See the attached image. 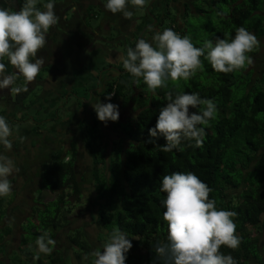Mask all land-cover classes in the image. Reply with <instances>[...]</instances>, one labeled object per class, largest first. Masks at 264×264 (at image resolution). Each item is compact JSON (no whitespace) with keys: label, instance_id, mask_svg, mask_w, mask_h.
I'll use <instances>...</instances> for the list:
<instances>
[{"label":"trees","instance_id":"obj_1","mask_svg":"<svg viewBox=\"0 0 264 264\" xmlns=\"http://www.w3.org/2000/svg\"><path fill=\"white\" fill-rule=\"evenodd\" d=\"M263 2L207 0L208 8L198 7L195 16H204L203 26L168 28L188 35L197 47L205 40L214 43L216 38L230 39L241 26L258 39L264 36V17L258 14L264 11ZM21 5L22 0H0V7L10 10H18ZM96 10H103L104 15L93 25V20H99ZM54 12L57 24L50 27L46 43L36 56L43 59L40 70L48 72V82L56 88L71 84L73 72L81 66V58L93 53L97 41L95 31L114 34V40L106 37L103 43L97 41L100 51L110 48L114 41L115 46L118 34L113 28L108 31L104 26L108 19L102 0H55ZM113 15L109 13L108 18ZM124 44L121 43L126 55V50L134 43ZM52 48H57L59 54ZM256 51L257 46L248 55ZM101 54L105 53L101 51ZM2 62L6 64V73L13 71L6 60ZM201 62L202 67L189 79L169 81L154 92H150L140 78L131 77L121 64L115 67L117 71L113 76H105L100 95L102 102L105 96L111 95L108 102L119 103L120 109L131 106L135 115L122 121L119 118L116 122L109 121L116 134V140L110 144L103 142L98 122L92 121L88 132L90 142L85 143L79 136L88 153V166L82 172L77 166L78 156L82 154L71 140V156L58 150L56 156L51 153L48 158L37 160V167L30 168L34 172L29 175L35 181L32 186L29 181L23 182V188L11 186L9 195L0 198V264H76L78 261L90 264L94 259L90 253L99 248L93 247L82 228L70 229L72 215L82 207L84 198L88 200L87 209L92 207L90 215L99 230L96 240L106 239L113 228H118L126 233L132 244L125 264H152V246L157 241L164 242L167 234L160 205L164 194L159 191V182L163 175L173 171L193 172L212 189L209 198L216 201L218 208L236 212L235 234L241 242L236 249L221 246L219 250L230 254L237 264L255 256L257 240L250 238L245 228H256L260 217L264 227V64L259 70L246 64L240 70L225 74L214 72L203 57ZM96 65H101L96 78L99 72L103 75L111 66ZM42 77L38 73L28 84L31 87L36 83L44 85ZM90 80L94 85L95 79ZM15 81H21L20 77ZM28 91L15 93L14 102L24 101ZM180 91L197 92L200 97L211 99L216 105L215 116L202 126L205 135L201 147L195 148L189 141H182L180 151L162 152L157 146L165 144L164 138L155 139V143L147 142L148 129L154 127L165 95ZM9 92V89L0 90V99H9ZM71 94L76 95L75 92ZM9 181L13 183L16 179ZM37 183L38 188H34ZM44 192L53 198L42 200ZM63 229L67 230L65 238L69 250L66 253L57 248V235ZM44 231L55 241L48 255L36 251V237Z\"/></svg>","mask_w":264,"mask_h":264},{"label":"clouds","instance_id":"obj_2","mask_svg":"<svg viewBox=\"0 0 264 264\" xmlns=\"http://www.w3.org/2000/svg\"><path fill=\"white\" fill-rule=\"evenodd\" d=\"M54 4L55 0H22L18 10L0 7V90L16 94L28 91L27 83L35 79L44 63L36 56L37 51L44 47L47 32L58 21ZM144 4L145 0H102L106 12L120 13L126 19L133 15L129 6L142 8ZM148 31H152L151 26ZM257 43L256 36L242 26L230 39L216 38L214 43L205 40L200 47L188 35L164 28L154 31L150 41L138 38L134 47L117 59L131 77L140 78L154 92L169 81L189 79L202 67L201 57L214 72L240 70L252 63L248 53ZM4 60L12 72L6 73ZM18 76L25 84L13 87ZM110 96H105L103 103L99 98L90 100L95 118L105 126L119 118L118 105L108 102ZM164 99L154 127L148 129L147 142L155 143V139L163 137L165 144L157 146L162 152L180 151L182 141L201 147L205 135L202 126L214 118L215 103L190 91L167 93ZM11 135L8 120L0 115V147L4 151L12 147ZM18 139L23 142L24 137ZM4 151H0V198L11 192L9 176L18 170ZM159 191L164 194L160 205L167 234L164 242L157 241L152 246V264H237L230 254L219 250L221 246L236 249L241 242L235 234L236 212L218 208L216 201L209 198L212 189L205 182L191 171H173L160 178ZM35 245L38 254L48 255L55 241L44 231L36 237ZM131 247L126 233L113 228L100 248L90 253L94 258L91 264H125Z\"/></svg>","mask_w":264,"mask_h":264},{"label":"crops","instance_id":"obj_3","mask_svg":"<svg viewBox=\"0 0 264 264\" xmlns=\"http://www.w3.org/2000/svg\"><path fill=\"white\" fill-rule=\"evenodd\" d=\"M135 10L136 8H131L133 14ZM109 13L110 12H107V14H105L107 19H109ZM114 16L115 15H113V17ZM120 18L121 14L119 13V19ZM111 28H113V30L118 34L116 40L119 42L116 43L115 46L118 45L122 48L121 43L130 45L133 42L134 37L131 34H138L139 29H141L142 26H106L108 31ZM102 34V30L95 31L94 33L95 37L98 36L96 40L101 43L104 42L102 39ZM121 40L124 42H120ZM100 46L101 45L98 44L97 48ZM112 46H114V44ZM111 47H106L104 51L103 49L101 50L105 53V55H96L94 51L97 52V49L93 47V51L91 50L93 52L91 54L93 59L91 60L90 66L87 68L86 66L81 67L79 65L77 71L73 72L74 74L72 76L74 77L71 84H61V86L59 85L55 88L53 85L49 84L47 79L43 85V94L40 96H33V100L31 102H29L27 98L20 103L14 102V98L11 96V91L9 92V99L6 97L0 99V115L6 117L12 129V135L9 137V139L12 141L11 149L4 151L2 147H0V151H4V154L13 160L16 169H18L9 176V180L12 178L16 179L15 182H10L12 187L17 189L20 188L21 181H23V179L24 181H27L28 177H30L29 175L34 173L30 168L36 166L37 160L48 158L50 154L53 153L52 151L54 147H56V149H60V147L69 149L72 140L73 142H76V149L78 152L81 150L82 142L79 140L80 132L78 130H80L82 123L85 120H88L90 125L94 120V116L92 114L93 110L90 106V100L94 102L99 98V100L102 102L100 95L103 90L105 76L108 77L115 74L114 70L106 68L103 71L105 74L102 75V72L101 74L99 72L97 79V69L101 65L96 64L106 63L114 66L115 68L118 64H120L117 58L120 55H124V51L122 53H117L115 48L112 49ZM95 56L97 57L95 58ZM94 59L97 60L93 61ZM88 78H94L96 82L94 85L89 86L93 88V90H91L88 95L89 100L82 104L80 103L81 98L78 97L77 94V96H74L71 93H73L75 87H88ZM20 80L21 81H19V83H16V86H23L25 84L22 77H20ZM27 88L31 92L35 86L33 85L31 87L27 83ZM28 96L29 95H27V97ZM72 96H74L76 104L72 103L71 106H68L67 102L69 97ZM39 102H42V105L39 104ZM114 104L118 106L120 105L119 103L117 104V102ZM20 136L24 137L23 142L18 139ZM48 136L54 137L52 140L56 142L55 145L53 142H50L51 140H47ZM114 140H116V138ZM33 145H36L39 149L37 153H35L33 150ZM82 149H85V147L83 146ZM28 152L30 154H27ZM34 153L36 155H34ZM261 219L262 217H260V223L256 228H245L246 232L249 234V237L257 240V245L255 256H249L243 261V264H264V227L261 226Z\"/></svg>","mask_w":264,"mask_h":264},{"label":"rangeland","instance_id":"obj_4","mask_svg":"<svg viewBox=\"0 0 264 264\" xmlns=\"http://www.w3.org/2000/svg\"><path fill=\"white\" fill-rule=\"evenodd\" d=\"M150 1L151 0H145V8L144 9H142V8H136V10H135V12H134V14L132 15V19L135 21V24H137L138 23V17H140V16H144V13L145 14H150V13H146V8H147V6H148V4L150 3ZM262 9L264 10V2L262 3ZM131 8L132 7H128V10L129 11H131ZM97 11V13L99 14V20H93V25L94 24H96L97 22H99L102 18H103V15H104V11L102 10V12H100V10H96ZM169 12H171V10H168ZM144 12V13H143ZM149 16V15H148ZM69 19V18H68ZM126 20V18H124L123 16H121V18L119 19V13H116L115 14V16L112 18V20H111V17L107 20V22L104 24V26H126V23H123V20ZM204 19V16H202V17H191V16H188L187 18H185V23L187 24V25H189L190 27H192V26H194L195 27V29L198 27V26H203V20ZM171 21V20H170ZM170 21H169V24H170ZM126 22V21H125ZM140 25V23L139 24H137V26H139ZM192 25V26H191ZM169 27V25H167V24H165L162 28H168ZM105 37H109L110 39H113V37H114V34L113 33H111V34H109V35H107V36H105L104 34H102V39H104ZM98 38V36H94V39H97ZM93 39V40H94ZM106 39V38H105ZM114 40V39H113ZM257 41H258V43H257V51L255 52V53H252V54H250V56H251V59H252V63L251 64H249V66L251 67V68H253V69H256V70H259L260 68H262L263 67V64H264V36H262V37H260V38H258L257 39ZM109 42V41H108ZM119 41H117V43H118ZM110 43V42H109ZM115 43V41L113 42V44ZM98 44H100V43H98L97 41H95L94 42V46L93 47H95L96 49H99V48H97V45ZM111 45H113L112 43H110ZM112 49L113 48H115V51L117 52V53H122L124 50H125V48H121V47H119L118 45L117 46H112L111 47ZM105 49V48H104ZM52 50H53V52L54 53H57V54H59V51H58V49L57 48H52ZM114 51V50H113ZM95 52V54L96 55H98V54H101V51L100 50H97V52L96 51H94ZM105 52H106V50H105ZM105 55V54H104ZM97 56H95V58H96ZM104 57V56H103ZM93 59V57L91 56V55H89L88 56V53L85 55V57L84 58H81V67H84V66H86V65H90L91 64V60ZM97 60V59H96ZM95 59L93 60V61H96ZM119 65V64H118ZM47 71H45V70H43L42 72H41V70L39 71V74H42L43 75V79L44 80H47L48 79V72L46 73ZM46 74H47V76H46ZM88 76H89V74H88ZM99 77V76H98ZM93 79V78H92ZM98 79V78H97ZM91 82H92V80H88L87 81V85L89 86V85H91ZM16 83H17V81H15L14 82V85H13V87H15L16 86ZM18 83H19V81H18ZM34 86H35V88L30 92V91H28L29 92V96L27 97V99H28V101L29 102H31L32 100H33V96H40V95H42L43 94V92H42V90H43V85L42 84H34ZM88 89V91H86ZM87 89H85L84 87H75L74 88V90H73V92H75L77 95H78V97H80L81 99H80V103H85L86 101H88L89 100V97H88V95H89V93H90V91L91 90H93V88H91V87H89V88H87ZM14 95H15V93H13V92H11V96L14 98ZM73 95V94H72ZM76 95V96H77ZM66 98V97H65ZM65 102V101H64ZM66 103V102H65ZM76 104V100H75V98H74V96H72V97H69V100H68V102H67V105L68 106H71V104ZM39 104H41L42 105V102H39ZM82 106V105H81ZM79 108H80V106H79ZM118 110H119V119H120V121H122V120H124V118L125 117H127V116H133V115H135V111H133L132 112V110H131V106H125L123 109H120V108H118ZM92 114H93V116H94V119L96 120V122H98V124H97V129L103 134V136H104V138H103V142L104 141H108L109 142V144L111 143V141L112 140H114L115 138H116V134L112 131V128H111V124L108 122L107 123V126H105L102 122H100V121H98L96 118H95V114H94V112H92ZM90 127H91V125L88 123V120H85L83 123H82V127L80 128V130H78L79 132H80V136L82 137V139L85 141V143L87 142V141H89L90 142V138H91V135L88 133L89 132V129H90ZM93 127V126H92ZM100 133V134H101ZM52 138H54V137H52V136H48L47 137V140H51L50 142L52 143L53 142V144L55 145L56 144V142H54L53 140H52ZM82 147H83V145L81 144V150H79V154H82V155H79L78 156V164H77V166H78V170L80 171V172H82L85 168H86V166H88L87 164H88V161H86L87 159H88V153H85L86 152V148L85 149H82ZM32 148H34L33 150L35 151V153H37L38 152V148H37V146L36 145H33V147ZM58 150H61V152H62V154L63 155H67V156H71V151L69 150V149H65L64 147L62 148V147H60V149H56V147H54L53 148V155L54 156H56L57 154H59L57 151ZM34 153V155H36ZM27 154H30L29 152L27 153ZM61 154V153H60ZM27 181H29V183H30V185L29 186H32V182L34 181L33 179H32V177L30 176V178H28V180ZM23 182H26V181H24V179H23V181H21V183H20V186H21V188H23L24 187V184H23ZM35 182V181H34ZM22 185H23V187H22ZM18 186V185H17ZM27 184H26V187H29ZM34 188H38V183L37 184H35V186H33ZM31 189H32V187H31ZM35 195L37 194V191L35 190ZM37 196V195H36ZM51 198H53V196L52 195H50V194H48V193H46V192H44V193H42V195H41V199L42 200H50ZM30 200V199H29ZM86 201H88V200H86L85 198L84 199H82V209L81 208H79V209H77V210H75L74 211V215H72L73 216V218L74 219H72V221H71V225H70V229L72 230V229H75V228H82L83 229V232L85 233V235L86 236H88L89 237V239L91 240V242H92V244H93V247H95V248H100V245L103 243V241L105 240V239H102L101 241H98V240H96L97 238H96V236H97V234H98V232H99V230H98V228H97V225L94 223V221H93V219H92V217H91V215H90V211H91V208L92 207H89L88 209H87V202ZM90 209V210H89ZM75 216V217H74ZM72 218V217H71ZM66 232H67V230H65V229H63L62 231H60L59 233H58V235H57V248H61V249H63L64 250V252L66 253L69 249V246H68V243H67V240H66V238H65V235H66ZM16 235H18V233H16ZM16 238H15V241H13V244H15L16 243ZM60 264V263H59ZM76 264H84V262L83 261H78V263L76 262ZM91 264V263H90Z\"/></svg>","mask_w":264,"mask_h":264},{"label":"flooded vegetation","instance_id":"obj_5","mask_svg":"<svg viewBox=\"0 0 264 264\" xmlns=\"http://www.w3.org/2000/svg\"><path fill=\"white\" fill-rule=\"evenodd\" d=\"M198 7L208 8L207 0H154L149 7L150 14H145L143 12L144 16H140L137 18L139 20L137 24L140 23L139 26H142V28L139 29L138 34H131L134 36V44L138 38H144L145 40L150 41L153 32L157 30L162 31L164 29L162 27L165 24L178 27L179 29H182V26H189L185 23L184 20L188 16L195 17ZM168 10H171V12H169ZM258 14L264 17V11L259 12ZM123 23H126V26H137V24H135V21L132 19V16L130 18H127L126 20L124 19ZM149 26H151L152 31H148ZM109 68H112L115 71L114 66H110Z\"/></svg>","mask_w":264,"mask_h":264},{"label":"water","instance_id":"obj_6","mask_svg":"<svg viewBox=\"0 0 264 264\" xmlns=\"http://www.w3.org/2000/svg\"><path fill=\"white\" fill-rule=\"evenodd\" d=\"M154 0H151V2L148 4V6H147V8H146V13L148 12V10H149V7H150V5L152 4V2H153ZM149 13V12H148ZM117 71V69L115 68V72Z\"/></svg>","mask_w":264,"mask_h":264}]
</instances>
